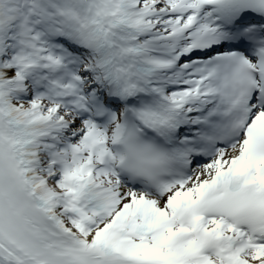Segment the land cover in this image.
I'll list each match as a JSON object with an SVG mask.
<instances>
[{
	"label": "snow or ice",
	"instance_id": "1",
	"mask_svg": "<svg viewBox=\"0 0 264 264\" xmlns=\"http://www.w3.org/2000/svg\"><path fill=\"white\" fill-rule=\"evenodd\" d=\"M0 264H264V0H0Z\"/></svg>",
	"mask_w": 264,
	"mask_h": 264
}]
</instances>
